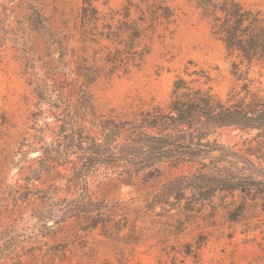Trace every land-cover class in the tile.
Returning a JSON list of instances; mask_svg holds the SVG:
<instances>
[{
  "label": "rangeland",
  "instance_id": "obj_1",
  "mask_svg": "<svg viewBox=\"0 0 264 264\" xmlns=\"http://www.w3.org/2000/svg\"><path fill=\"white\" fill-rule=\"evenodd\" d=\"M140 1L96 0L93 5L103 14L116 12L115 24L117 19L123 20L127 8L130 19L143 29L149 23L138 20L136 6L144 7ZM237 1L264 15V0ZM198 2H168L176 13L173 23L160 21L153 30L143 32L141 45L147 44L150 51L140 67L128 75L103 77L93 86L99 111L165 106L173 82L178 77L198 79L194 71L208 73L211 82L207 86L223 98L231 89L240 91L244 83L252 92L264 94V67L256 62L241 63L236 54H230L210 34V20L202 17ZM81 7L83 0H0V264H264V214L259 209L232 222L215 199V208L205 205L178 224V210L160 214L156 207L158 216L141 218L129 213L119 234L122 239L116 240L115 234L104 235L100 228L82 229L74 218H63L58 205L41 199L40 189L65 182L63 178L52 179L44 171L40 175L36 172L45 158L43 148L82 126L64 118L54 119L48 105L39 104L34 96L31 79L42 78V59H56L58 52H63L60 44H67L69 49L81 47ZM215 137L222 144L245 149V141L249 142L254 133L225 128ZM121 167H100L88 180L93 196L110 206L105 215L118 211L116 219L125 202L190 170L187 165L171 168L164 164L158 175L125 185L114 174ZM58 171L65 174L62 166ZM55 211L60 212L57 219L52 216ZM135 218L142 231V241L136 246L126 243L129 224ZM50 220L54 224L47 226ZM186 244L197 252L196 258L176 253Z\"/></svg>",
  "mask_w": 264,
  "mask_h": 264
},
{
  "label": "trees",
  "instance_id": "obj_2",
  "mask_svg": "<svg viewBox=\"0 0 264 264\" xmlns=\"http://www.w3.org/2000/svg\"><path fill=\"white\" fill-rule=\"evenodd\" d=\"M95 1L83 0L80 9L81 47L69 49L67 44H60L63 52H58L56 59H42V78L31 79L34 96L39 104L48 105L54 119L64 118L82 126L43 148L45 158L36 172L40 175L44 171L52 179L63 178L65 182L40 189L41 199L58 205L62 217L74 218L82 229L100 228L104 235L115 234L116 240L122 239L119 234L129 213L141 218L158 216L156 207L160 214L178 210V224L205 205L215 208V199L232 222L256 209L264 214V94L252 92L244 83L240 91L231 89L223 98L207 86L211 82L208 73L194 71L198 79L178 77L173 82L165 106L99 111L93 86L103 77L128 75L138 69L150 51L147 44L141 45L143 32L153 30L160 21L173 23L176 13L168 5L170 0H141L144 7L136 6L138 20L149 23L142 29L130 19L127 8L123 20L117 19L115 24L117 13L103 14L93 5ZM198 1L202 17L210 20V34L241 63L256 62L264 67L262 11L237 0ZM225 128L254 133V137L245 141V149L228 146L215 137ZM253 141L256 145H251ZM71 154L74 159H70ZM115 164L122 166L114 174L125 185L158 175L164 164L171 168L187 165L190 170L125 202L116 219L118 211L105 215L110 206L93 196L88 181L100 167L110 170ZM61 166L65 174L58 171ZM136 221L132 220L126 234V243L135 246L142 241ZM184 248L176 253L196 258L191 245ZM198 248L199 244L195 250Z\"/></svg>",
  "mask_w": 264,
  "mask_h": 264
},
{
  "label": "water",
  "instance_id": "obj_3",
  "mask_svg": "<svg viewBox=\"0 0 264 264\" xmlns=\"http://www.w3.org/2000/svg\"><path fill=\"white\" fill-rule=\"evenodd\" d=\"M52 216H53L54 219H57L60 216V212L59 211H55ZM53 224H54V220H50V221H48L46 223L47 226H51Z\"/></svg>",
  "mask_w": 264,
  "mask_h": 264
}]
</instances>
